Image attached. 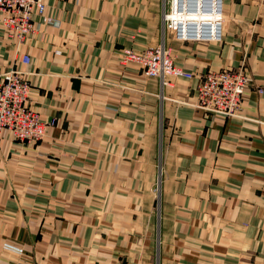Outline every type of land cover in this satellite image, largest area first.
<instances>
[{
  "label": "crops",
  "instance_id": "1",
  "mask_svg": "<svg viewBox=\"0 0 264 264\" xmlns=\"http://www.w3.org/2000/svg\"><path fill=\"white\" fill-rule=\"evenodd\" d=\"M45 3L23 43L0 22V73L56 119L35 144L1 134L0 264H264V0H223L211 41L182 39L202 22L164 32L162 0ZM160 41L181 72L243 68L239 113L200 108L195 75L163 87L124 62Z\"/></svg>",
  "mask_w": 264,
  "mask_h": 264
},
{
  "label": "built area",
  "instance_id": "2",
  "mask_svg": "<svg viewBox=\"0 0 264 264\" xmlns=\"http://www.w3.org/2000/svg\"><path fill=\"white\" fill-rule=\"evenodd\" d=\"M182 1L178 0V5L181 8L185 7L188 12L196 10L194 5H185ZM0 12L3 14L2 25L5 30L8 28L6 31L8 37L13 42L20 44L37 28L34 16L40 15L43 19L45 18L47 6L45 0H0ZM47 22L52 23V21ZM200 26L203 29L195 28L198 31L197 34L191 35L185 31L182 39L186 41H211L214 28L212 20L210 18L205 19ZM169 27H172V21L163 20V31L166 32ZM189 28L193 29V32L195 31L193 26L189 25ZM205 29L208 35H200L199 33ZM178 37L181 38L179 35ZM147 50L155 59L153 66L150 65V61L143 62L133 53H129V49L125 50L124 59L125 61H135L141 65L146 77H158L160 81V77H165L163 85L167 84L166 79L169 76L191 78L195 75L200 78L198 86L199 104L206 111L233 116L240 109L241 97L250 85V77L243 68H225L217 72L209 70L204 74L193 75L189 72L176 70L164 43ZM30 61L29 55L23 56L25 64H29ZM11 71H13V77L9 76ZM24 73L14 66H10L8 70L0 73V138L2 132L7 129L12 132L17 141L35 144L47 135L48 128L55 124L56 119L44 120L40 112L34 107L30 93L31 80L26 79ZM259 91L264 93V88H259ZM4 97L7 99L2 101ZM34 117L38 121L35 127H31L30 123Z\"/></svg>",
  "mask_w": 264,
  "mask_h": 264
},
{
  "label": "bare ground",
  "instance_id": "3",
  "mask_svg": "<svg viewBox=\"0 0 264 264\" xmlns=\"http://www.w3.org/2000/svg\"><path fill=\"white\" fill-rule=\"evenodd\" d=\"M182 2L185 5L186 4L190 5V6L194 5L196 7V10L188 12L187 10H185V7L181 8V6L178 5V0H165L164 11H163V20L164 21H167V20H171L172 21V27H169V31L171 30V31L177 32V31L182 30L185 27L187 29V28H189V25L191 26V25H195V24H200V22H203L205 19H209V18L212 20V22L214 24L221 17V14H222V11H223V0H210V4H209L210 7L208 9H205L202 6L201 0H183ZM2 17H3V14H2L1 19H0L1 25H2ZM40 17L43 19L42 16H40ZM44 20L45 21H49V18H48L47 15L45 16L43 21ZM34 21H35V19H34ZM36 30H37V28L34 30V32ZM6 31H8V28L6 29ZM34 32H32L30 35H32ZM30 35H28V36H30ZM162 43H164V42L161 41V43L159 45H161ZM159 45L153 46V47H148L147 49L158 47ZM166 47H167V45H166ZM146 50H144L141 53H136L135 51L130 50L129 53H133L134 55L139 57L143 62H149L150 61V65L153 66L155 59L153 58V56H151L152 55L151 52L149 50H147V51ZM167 50H168V52H169V54H170V56H171V58H172V60L174 62L173 56L171 55V52H170L168 47H167ZM173 65L175 66L177 71L180 70L177 67V65L175 64V62L173 63ZM220 70H222V69H217V70L216 69H212L210 71L217 72V71H220ZM9 76L13 77V71H11ZM24 76H25L26 79L30 80L25 75V73H24ZM155 78H158V77H155ZM160 79H161V83H163L164 80H165V77H163V78L160 77ZM172 80H173L172 76L167 77V79H166L167 84H165V85L162 84V86L164 87V86H167V85L171 84ZM31 90H32V88H31ZM197 94H198V87H197ZM6 99L7 98L4 97L2 99V101H5ZM241 103H242V97H241ZM198 106L200 108H202L200 106V104H199V98H198ZM240 108H241V106H240ZM239 111H240V109L236 112L235 115H237L239 113ZM37 121H38V119L34 117L33 121L30 123V126L31 127H35L36 124H37Z\"/></svg>",
  "mask_w": 264,
  "mask_h": 264
},
{
  "label": "rangeland",
  "instance_id": "4",
  "mask_svg": "<svg viewBox=\"0 0 264 264\" xmlns=\"http://www.w3.org/2000/svg\"><path fill=\"white\" fill-rule=\"evenodd\" d=\"M162 4H163V8H162V12L164 11V4H165V0H162ZM163 14V13H162ZM163 19V18H162ZM162 27H163V20H162ZM171 31V30H170ZM161 43V41L159 42V43H157V44H154V45H149V46H146L145 48H143L142 50L141 49H136L135 47H133V46H126V47H128V48H126V49H129V51L130 50H134L136 53H141V52H143L144 50H146L148 47H153V46H157V45H159ZM122 49H124V46L121 48V50ZM125 49V50H126ZM138 50H140V51H138ZM125 52H124V55H123V60H124V62H129V63H137V62H135V61H125ZM121 62V61H120ZM138 64V63H137ZM139 66V68L142 70L143 68H142V66L141 65H138ZM142 74L144 75V73H143V71H142ZM145 77H146V75H144ZM31 99H32V102H33V105H34V107L40 112V110L37 108V106L35 105V102H34V100H33V98H32V96H31ZM40 115H41V117L44 119V120H49V119H51V118H44L43 116H42V114H41V112H40ZM56 123V122H55ZM45 138V137H44ZM43 138V139H44ZM42 139V140H43ZM42 140H40V141H42ZM39 141V142H40ZM38 143V142H37ZM160 170H161V167L159 166V167H155V168H153V172H152V184H151V191H152V195H153V205H152V214H153V226H156V222H155V219H156V217H157V215H158V211H159V208H160V192L161 191H159L160 189H161V187H162V182H160V180H161V177H162V175H161V172H160ZM161 176V177H160ZM148 185H150V184H148Z\"/></svg>",
  "mask_w": 264,
  "mask_h": 264
}]
</instances>
